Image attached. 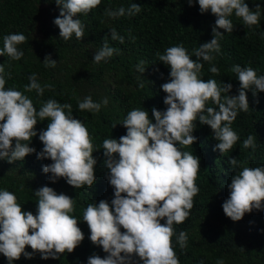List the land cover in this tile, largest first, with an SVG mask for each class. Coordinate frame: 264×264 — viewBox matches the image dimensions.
I'll return each instance as SVG.
<instances>
[{
    "label": "clouds",
    "instance_id": "1",
    "mask_svg": "<svg viewBox=\"0 0 264 264\" xmlns=\"http://www.w3.org/2000/svg\"><path fill=\"white\" fill-rule=\"evenodd\" d=\"M56 3L63 6L60 16L54 20L60 37L69 40L75 34L80 40L84 37V25L74 17L87 15L101 0H56ZM188 3L192 5L194 0ZM198 3L201 13L210 10L217 18L212 28L213 39L193 50L197 59L193 60L183 45L169 47L164 54L157 53L159 61L171 69L170 81L161 85L167 93L164 98L167 109H152L155 123L148 111L133 109L121 122L127 129L126 134L103 141L105 165L110 170L106 175L114 188V198L111 203L100 200L88 204L83 210V221L90 229V240L102 246L108 255L101 258L93 254L88 264H133L134 257L143 264H179L171 241L173 225L183 223L194 206L193 197L199 192L195 180L200 169V158L182 148L198 140L193 132L199 120L211 127L214 138L219 141L214 150L222 154L230 151L239 140L231 125L240 111L249 109L248 90H253L254 96L264 91V75L258 76L250 66L232 68L240 82L238 95L228 94L233 88L231 83L218 85L215 79L204 81L199 76L203 68L201 61H212V53L220 51L218 41L224 35L220 29L233 31L229 17L234 14L250 28L260 22L261 5L257 3L253 10L245 0H198ZM140 11L141 6L132 3L127 10L123 7L108 9L106 14L116 18ZM111 35L113 40L123 43L124 38L115 30ZM26 40L22 33L5 35L0 55L20 60L24 52L17 46ZM114 51L105 37L103 47L94 55V62L111 57ZM43 63L45 67H55L57 61L48 54ZM143 64L142 61L137 65L141 73L146 70ZM209 71L218 73L214 65ZM3 73L0 65V159L12 163L35 153L36 149L29 146L37 136L35 126L38 120L49 119L46 130L39 133L43 149L37 153V158H50L53 163L44 165L43 172L51 173L49 179L53 182L62 177L76 189L85 185L91 188L96 180L97 159L93 156L89 131L83 121L73 117L72 105L49 99L37 111L28 96L5 88ZM28 80L30 83L24 86L26 92L35 90L42 96L45 87H52H42L35 73ZM102 103L106 106L108 99ZM100 108L101 103L94 102L91 96L78 102L79 111L96 113ZM255 146L251 135L242 144L245 149ZM229 163L233 169L238 166L235 157L230 158ZM228 187L230 195L222 207L233 221H239L253 209H264V167H242L232 176ZM34 194L38 198L35 215L22 209L13 192L0 190V253L9 264L22 254L31 259L36 252L42 259H58L60 254L73 252L84 239L77 218L70 215L74 212L72 197L58 194L47 185L34 190ZM177 241L181 248L185 247L187 234L181 231ZM26 246H31L33 251H25ZM217 264L224 262L218 260Z\"/></svg>",
    "mask_w": 264,
    "mask_h": 264
},
{
    "label": "trees",
    "instance_id": "2",
    "mask_svg": "<svg viewBox=\"0 0 264 264\" xmlns=\"http://www.w3.org/2000/svg\"><path fill=\"white\" fill-rule=\"evenodd\" d=\"M245 2L253 10L257 3L261 5L260 22L248 28L233 14L229 17L234 25L233 31L228 33L220 29L224 33L218 41L220 51L212 53V61H201L200 78L204 81L215 79L218 85L231 83L233 88L229 95H238L240 87L233 66H250L258 76L264 75V0ZM132 3L141 6L138 14L116 18L106 14L108 9L123 7L127 10ZM62 7L56 0H0V49L7 34L22 33L27 38L17 46L24 52L20 60L0 55V65L4 68L5 88L28 96L37 111L49 99L72 105L73 117L83 121L94 146L96 180L91 188L85 185L76 189L65 178L55 182L49 179L52 174L44 173L43 166L53 161L38 159L37 153L43 149L39 133L46 130L50 120H38L35 126L37 136L29 145L36 152L12 163L0 159V190L13 192L22 209L32 211L34 215L38 200L34 190L47 185L58 194H67L74 199V212L70 215L77 218L84 239L73 252L60 254L58 259H42L36 252L31 259L22 254L12 264H88V258L93 254L101 258L108 255L102 246L90 240V229L83 221V210L88 204L100 200L111 203L114 198V188L106 175L110 170L105 165L103 141L119 139L126 134L127 129L121 122L133 109L148 111L149 118L155 123L152 109H167L168 105L164 103L167 93L161 85L171 79L170 66L159 61L157 53L164 54L169 47L183 45L196 60L193 50L213 39L212 28L217 18L210 10L201 13L198 0L192 5L188 0H101L87 15L74 17L84 25L83 39L78 40L73 34L71 39L64 40L54 23ZM112 30L124 38L123 43L112 39ZM105 37L108 46L115 51L111 57L96 63L94 55L103 47ZM48 54L57 61L55 67H45L43 60ZM142 61L146 68L144 73L137 69ZM212 65L217 67V74L209 71ZM33 73L42 87L52 86L45 87L42 96L35 90H24ZM247 95L248 111H240L231 125L239 140L230 151L222 154L214 150L219 141L214 138L211 127L199 120L195 122L193 132L198 140L182 148V151H190L200 158V169L195 180L199 192L193 197L194 206L183 223L173 225L171 241L179 264H217L218 260H223L224 264H264V209H253L239 221H233L222 207L229 198L228 185L236 172L242 167H264V91L254 96L250 89ZM86 96L101 103L99 112L78 110V102ZM105 98L108 99L106 106L102 103ZM249 135L254 137L256 146L245 149L242 144ZM232 157L238 160L235 169L229 163ZM165 222L166 218L161 220L162 224ZM120 230L125 231L123 227ZM181 231L187 234V244L183 248L177 241ZM25 251L33 250L26 246ZM137 261L143 264L134 257L133 264ZM0 264H9L2 253Z\"/></svg>",
    "mask_w": 264,
    "mask_h": 264
}]
</instances>
